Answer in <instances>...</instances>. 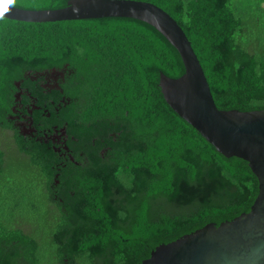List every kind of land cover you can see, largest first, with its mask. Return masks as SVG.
Segmentation results:
<instances>
[{
  "label": "trees",
  "instance_id": "16d2710c",
  "mask_svg": "<svg viewBox=\"0 0 264 264\" xmlns=\"http://www.w3.org/2000/svg\"><path fill=\"white\" fill-rule=\"evenodd\" d=\"M137 1L182 27L220 110H264V0ZM184 73L139 20L0 16V264H142L250 211L249 164L218 153L164 99L161 74Z\"/></svg>",
  "mask_w": 264,
  "mask_h": 264
},
{
  "label": "water",
  "instance_id": "95a60500",
  "mask_svg": "<svg viewBox=\"0 0 264 264\" xmlns=\"http://www.w3.org/2000/svg\"><path fill=\"white\" fill-rule=\"evenodd\" d=\"M6 19L47 23L131 18L154 27L178 51L185 67L180 78L161 74L167 104L216 151L249 164L259 192L247 213L217 226L215 223L158 246L142 264H264V110H220L201 62L177 21L159 6L137 0H70L54 10H27L0 0Z\"/></svg>",
  "mask_w": 264,
  "mask_h": 264
},
{
  "label": "snow or ice",
  "instance_id": "6c2138e0",
  "mask_svg": "<svg viewBox=\"0 0 264 264\" xmlns=\"http://www.w3.org/2000/svg\"><path fill=\"white\" fill-rule=\"evenodd\" d=\"M8 2H11V0H8ZM3 11H6V8H0V13H2Z\"/></svg>",
  "mask_w": 264,
  "mask_h": 264
}]
</instances>
